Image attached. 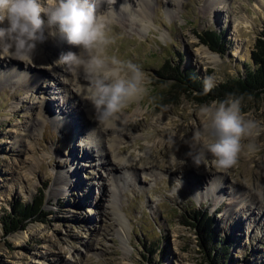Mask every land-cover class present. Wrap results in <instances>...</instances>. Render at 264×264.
Returning <instances> with one entry per match:
<instances>
[{"label":"rangeland","instance_id":"rangeland-1","mask_svg":"<svg viewBox=\"0 0 264 264\" xmlns=\"http://www.w3.org/2000/svg\"><path fill=\"white\" fill-rule=\"evenodd\" d=\"M142 3L97 4L114 40L107 54L146 74V94L121 113L142 112L135 129L114 125L108 136V127L89 119L91 106L77 94L82 76L55 63L77 49L58 37L38 44L32 68L0 58V264H212L215 251L186 223H196L195 210L212 217L216 241L228 248L219 264H264V89L241 102L258 128L242 139L237 165L227 171L211 156L197 168L187 155L204 123L199 108L218 99L201 104L167 94L173 105L154 104L169 90L170 81L157 77L167 61L216 85L245 74L264 30V0H151L148 24L137 13ZM208 29L223 33V53L199 39ZM121 156L137 165L108 166ZM43 188L46 215L5 234V211Z\"/></svg>","mask_w":264,"mask_h":264},{"label":"clouds","instance_id":"clouds-1","mask_svg":"<svg viewBox=\"0 0 264 264\" xmlns=\"http://www.w3.org/2000/svg\"><path fill=\"white\" fill-rule=\"evenodd\" d=\"M104 2L115 4V0ZM97 4L98 0H0V58L32 64L38 44L48 36L65 41L77 51L61 53L55 63L82 76L85 83L77 94L91 106L89 119L109 127L131 101L146 94L147 81L138 64L107 54L114 40ZM215 86L213 77H205V94ZM241 102L242 97L229 94L199 108L204 123L193 133L187 153L195 167L205 166L209 156L219 171L237 165L242 139L258 128L256 121L242 114ZM247 150L255 152V145L248 144Z\"/></svg>","mask_w":264,"mask_h":264},{"label":"trees","instance_id":"trees-1","mask_svg":"<svg viewBox=\"0 0 264 264\" xmlns=\"http://www.w3.org/2000/svg\"><path fill=\"white\" fill-rule=\"evenodd\" d=\"M198 37L202 43L211 49L223 53L225 48L223 33L214 29H208L200 33ZM251 60L253 65L248 66L245 74L219 83L207 94L204 93V82L198 80L197 74L193 69H185L180 64L173 65L167 61L163 69L157 72V77L170 81L169 90L160 94L154 104L161 105V107L173 105L176 102L174 98L164 99L167 94L178 97L187 94L201 104L217 99L222 100L229 94L242 97V100L257 97L260 95L262 89H264V30L257 38L255 46L251 51ZM193 91H196L198 94L194 95ZM45 203V188L40 190V193L30 203L20 201L14 203L12 210L5 211L1 218L4 233L11 234L24 229L29 219L39 220L43 218L46 215L44 211ZM192 217L196 223H186L198 228L201 236H204L207 245H210L215 251V256L210 258L212 264H219V262H222V258L220 257H222V254H226L228 248L223 245V242L218 243L216 241L212 217L201 210H195Z\"/></svg>","mask_w":264,"mask_h":264},{"label":"bare ground","instance_id":"bare-ground-1","mask_svg":"<svg viewBox=\"0 0 264 264\" xmlns=\"http://www.w3.org/2000/svg\"><path fill=\"white\" fill-rule=\"evenodd\" d=\"M151 0H143V3H142V8L141 9H138L137 10V13H138V16L141 17V21L142 23H149L150 20L148 18V13L146 11L145 8H148V4ZM146 28H148L146 25H145ZM145 28V29H146ZM205 50L207 52H209L206 48ZM210 58L215 60L216 59V56H211L210 55ZM35 59V58H34ZM11 60H15V59H11ZM17 61L18 63H22L18 60H15ZM29 68H32L31 64H27ZM11 70H14V69H11ZM3 75V73H0V76ZM76 110V109H75ZM142 115V112L140 110H136L132 115L131 114H123L120 116V119L118 121L115 122L114 125H119V126H122V127H131L132 129H135L138 127V117ZM40 121V120H39ZM39 121L38 123L36 122L34 124L35 127H38L39 125ZM110 132H114V130L112 129V126H109L108 128H106L104 130V133L107 134L109 136V133ZM116 143H114V141H106V144L105 146L108 147L109 150L113 149L115 147ZM110 146V147H109ZM117 149L120 153H123L127 148L126 147H120V146H117ZM88 153V152H86ZM162 163H166L165 161H163ZM175 165L178 164V162L174 163ZM136 164H134L131 160H129L126 156H121L118 158V160H116L115 158H111V160H109L108 162V166L110 168H116V169H119L120 167L122 168H130L131 167H134L136 166ZM164 165V164H163ZM165 166V165H164ZM208 174L207 170L204 169L202 170V172L199 174V180H202V178H206V175ZM60 175H62V173L60 172ZM66 180H68V178H66V176L64 177V179L62 180V182H65ZM114 208L116 209V206H114Z\"/></svg>","mask_w":264,"mask_h":264},{"label":"water","instance_id":"water-1","mask_svg":"<svg viewBox=\"0 0 264 264\" xmlns=\"http://www.w3.org/2000/svg\"><path fill=\"white\" fill-rule=\"evenodd\" d=\"M199 34H200V33H199ZM199 34H198V35H199ZM199 39H200V38H199ZM45 190H46V189H45ZM45 201H46V194H45ZM195 228H196V227H195Z\"/></svg>","mask_w":264,"mask_h":264}]
</instances>
